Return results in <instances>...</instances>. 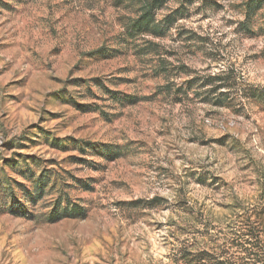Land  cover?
I'll return each instance as SVG.
<instances>
[{"label": "rangeland", "instance_id": "374dc122", "mask_svg": "<svg viewBox=\"0 0 264 264\" xmlns=\"http://www.w3.org/2000/svg\"><path fill=\"white\" fill-rule=\"evenodd\" d=\"M243 2L168 0L158 19L185 7L164 35L131 37L138 0H0V179L15 194L0 264H170L194 216L264 208V99L213 106L192 89L176 101L194 72L226 66L264 90V34L240 28ZM32 177L42 190L29 198ZM153 195L166 201L125 204ZM60 200L86 215L51 221Z\"/></svg>", "mask_w": 264, "mask_h": 264}, {"label": "trees", "instance_id": "16d2710c", "mask_svg": "<svg viewBox=\"0 0 264 264\" xmlns=\"http://www.w3.org/2000/svg\"><path fill=\"white\" fill-rule=\"evenodd\" d=\"M139 7L137 14L130 21L126 34L131 37L151 36L161 37L173 25V23L183 16L184 4L170 10L160 19L157 18V11L161 9L168 0H138ZM192 2L194 0H185ZM264 8V0H244V18L239 22L240 28L247 33L264 34V19L260 24L257 22L258 12ZM145 38V37H144ZM146 52H150L155 42L151 39L145 40ZM102 48L94 50L92 53H107L120 51L116 48ZM145 49V48H144ZM160 71L169 74L175 66H167L161 59ZM178 68L189 73V68L185 64H180ZM194 90L200 101L213 106H228L233 100L239 99V104L246 100L264 99V90L253 83L243 80L232 66L222 67L213 72H194L186 78L176 91L181 92L176 101L182 100V96H187L188 90ZM95 150H99L104 156L113 158L120 152V146L113 143H87ZM31 189L25 194L29 198H34L37 192L41 191L42 179L31 178ZM23 187H25L22 184ZM14 186L7 179H0V209L5 208V197L13 198ZM165 198L153 195L142 200L141 198L125 202V204L140 208H154L159 206ZM64 204H61V203ZM56 202L51 210L49 219L56 221L64 217H84L87 209L79 202L62 201ZM193 213L191 209H187ZM195 223V224H194ZM194 223L182 228L186 234H192L180 240L173 246L169 253L170 264H264V208L244 207L237 212L231 213L226 222L215 221L211 223L206 216L203 220L194 216ZM197 225V226H196ZM198 233L201 237L196 236Z\"/></svg>", "mask_w": 264, "mask_h": 264}]
</instances>
